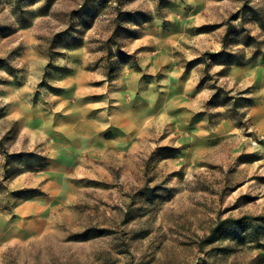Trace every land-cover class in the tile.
<instances>
[{"label":"rangeland","instance_id":"374dc122","mask_svg":"<svg viewBox=\"0 0 264 264\" xmlns=\"http://www.w3.org/2000/svg\"><path fill=\"white\" fill-rule=\"evenodd\" d=\"M263 123L264 0H0V264H264Z\"/></svg>","mask_w":264,"mask_h":264},{"label":"trees","instance_id":"16d2710c","mask_svg":"<svg viewBox=\"0 0 264 264\" xmlns=\"http://www.w3.org/2000/svg\"><path fill=\"white\" fill-rule=\"evenodd\" d=\"M224 54H225L224 52H219L215 55L220 56V55H224ZM232 57H234V60H232V61H234L235 63H239V64L242 63V61L238 57H236L234 55H232ZM228 93L229 92L224 90L223 88H218L216 93L213 95V98L219 97L221 94H224L223 102L227 103L228 101H232L231 102L232 109L236 110V111L239 107H241L243 105V102H246L248 105H252V100L250 98L243 97V96H239V97L230 96V95H228ZM261 218H264V216H261Z\"/></svg>","mask_w":264,"mask_h":264},{"label":"crops","instance_id":"0c3cea01","mask_svg":"<svg viewBox=\"0 0 264 264\" xmlns=\"http://www.w3.org/2000/svg\"><path fill=\"white\" fill-rule=\"evenodd\" d=\"M263 128H264V123H263Z\"/></svg>","mask_w":264,"mask_h":264}]
</instances>
